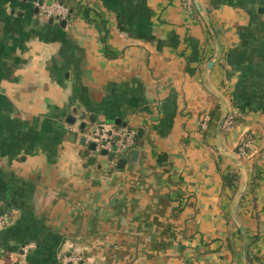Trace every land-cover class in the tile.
<instances>
[{
	"label": "crops",
	"instance_id": "0c3cea01",
	"mask_svg": "<svg viewBox=\"0 0 264 264\" xmlns=\"http://www.w3.org/2000/svg\"><path fill=\"white\" fill-rule=\"evenodd\" d=\"M37 1L0 0V264H243L240 228L264 264V0H198L217 40L184 0H83L105 41ZM99 122L135 160L91 150Z\"/></svg>",
	"mask_w": 264,
	"mask_h": 264
},
{
	"label": "built area",
	"instance_id": "2783aa9c",
	"mask_svg": "<svg viewBox=\"0 0 264 264\" xmlns=\"http://www.w3.org/2000/svg\"><path fill=\"white\" fill-rule=\"evenodd\" d=\"M41 1V2H40ZM191 3V0H188ZM38 12L41 16L63 20L68 17V8L57 0H38L36 2ZM235 113H231L226 120L227 130L233 128ZM210 117L205 120V127ZM136 130L126 125H116L110 122H99L95 124L89 131L83 133V138L86 142H94L96 150L107 149L109 152L121 154L122 150L133 148ZM251 146V140L245 136H240L237 142L236 150L241 155H245ZM6 225V217L0 214V231ZM61 264H84L78 256H70L65 258Z\"/></svg>",
	"mask_w": 264,
	"mask_h": 264
},
{
	"label": "trees",
	"instance_id": "16d2710c",
	"mask_svg": "<svg viewBox=\"0 0 264 264\" xmlns=\"http://www.w3.org/2000/svg\"><path fill=\"white\" fill-rule=\"evenodd\" d=\"M61 4L65 5L68 8V17L67 20H73L78 17H83L88 21V23L92 24L97 31L100 33L101 40L105 41L106 36L108 35V29L106 26V20H104L101 15L99 14V11L94 8L90 3L83 0H57ZM186 7L185 3H183ZM190 11L194 14H197L195 7L193 4H190ZM60 21V20H59ZM238 115L233 118L234 124L237 122ZM205 130V129H204ZM137 136L134 139L133 147L136 145ZM165 159V156L158 155V160L160 162H163ZM238 176L236 173H225L222 174V189L227 190L231 189L235 182L237 181ZM254 241L248 240V253L246 264H255L258 263V257L256 256L254 249H253Z\"/></svg>",
	"mask_w": 264,
	"mask_h": 264
},
{
	"label": "water",
	"instance_id": "95a60500",
	"mask_svg": "<svg viewBox=\"0 0 264 264\" xmlns=\"http://www.w3.org/2000/svg\"><path fill=\"white\" fill-rule=\"evenodd\" d=\"M191 3L196 8L198 14L206 19V23H207V26H208L211 34H212V37L215 40H217L216 31H215V29H214V27L212 25V22L207 18L206 12L202 8L200 2L198 0H191ZM50 20H53V18H51ZM66 22H67L66 19L60 20V24L62 26H64L66 24ZM212 62H213V60H210L208 62V67H210L212 65ZM223 121H224V118H222L220 120V122H219L220 126L222 125ZM116 123H118V121H116ZM81 127L84 128V124L83 123L81 124ZM89 146H90L91 150H95L96 149V145H95L94 142H91ZM99 153L102 154V155H107L108 159L110 161L114 160L115 158H118V156L127 155V154H130V158L132 160H135L137 155H138V151L134 147L132 149H130V150L128 148L123 149L121 154H116L114 152H109L107 149H100ZM91 159L94 160V158H91ZM125 163H126V159L125 158H120L118 160V166L119 167H123ZM104 167H108V164H104ZM240 231H241L242 238H243V249H242L243 258H244L243 264H246V258H247V253H248V241L246 240V238L244 236V233L242 232V228H240Z\"/></svg>",
	"mask_w": 264,
	"mask_h": 264
},
{
	"label": "rangeland",
	"instance_id": "374dc122",
	"mask_svg": "<svg viewBox=\"0 0 264 264\" xmlns=\"http://www.w3.org/2000/svg\"><path fill=\"white\" fill-rule=\"evenodd\" d=\"M189 1L188 0H184L183 1V3H185V5H186V8L187 9H190V4L191 3H188ZM231 113H235V116H236V112L235 111H229V113L228 114H226V116H225V118H224V121H223V123L224 124H226V120L228 119L227 117L228 116H231ZM209 118V114L207 113V112H203L201 115H200V117H199V121H198V124H199V128H200V130H204V125H205V120L206 119H208ZM226 119V120H225ZM224 130L225 131H229V129L227 130V127H226V125H224ZM230 130H231V128H230ZM236 146H237V144H236ZM236 153L239 155V156H245V155H241L239 152H237V150H236Z\"/></svg>",
	"mask_w": 264,
	"mask_h": 264
}]
</instances>
